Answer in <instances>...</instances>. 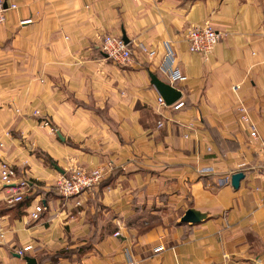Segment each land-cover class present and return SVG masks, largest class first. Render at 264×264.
<instances>
[{"label": "crops", "instance_id": "0c3cea01", "mask_svg": "<svg viewBox=\"0 0 264 264\" xmlns=\"http://www.w3.org/2000/svg\"><path fill=\"white\" fill-rule=\"evenodd\" d=\"M6 3L16 7L0 22V163L34 183L15 201L0 181V264H264V0ZM206 22L221 32L208 59L185 38ZM103 32L126 37L130 61L102 52ZM168 40L175 81L159 68ZM150 73L178 88L182 105H160ZM107 160L114 167L98 186L56 191L74 164ZM237 170V189L218 185ZM189 208L201 220L179 223Z\"/></svg>", "mask_w": 264, "mask_h": 264}, {"label": "built area", "instance_id": "2783aa9c", "mask_svg": "<svg viewBox=\"0 0 264 264\" xmlns=\"http://www.w3.org/2000/svg\"><path fill=\"white\" fill-rule=\"evenodd\" d=\"M8 7H16V4H8L6 3V0H0V22L4 21V13ZM186 30L185 38L188 50L193 53H199L204 57V59H208L213 53L216 47L215 45L221 37V32L215 29L208 22L201 24L200 26L192 25ZM163 47L165 48L159 63L160 70L165 73L166 76L172 81L180 79L182 76L178 63H176V52L172 46V43L169 40L164 41ZM141 48L142 51L148 55H152L154 52L153 49L151 50L145 46ZM100 49L107 57L111 58L118 64L126 63L132 58V49L128 46L127 42L121 35L103 32L101 35ZM238 87V84H234L233 90H236ZM157 101L163 106L173 105L175 107H179L182 105V101L180 100H177L170 105H166L163 97L160 95H158ZM235 110L238 112L239 120L248 126L247 129L249 131V135L255 139H259L257 127L252 122L249 110H247L246 106L243 103H238L235 106ZM37 112L38 111H35L34 113ZM258 148L261 158H263L262 160L264 164V141L259 139ZM113 167L114 164L111 160H107L102 165H95L91 167L74 164V166L69 169V173L67 175H59L58 178L55 179V189L63 196H75L76 194L86 190H91V188H94L100 184L104 176ZM194 170L200 175L213 172V168L211 166L205 165L204 167L197 165L194 167ZM0 181L10 186L11 195L9 198L10 200L15 201L22 200L23 193L26 192V190H28L34 183L31 178L18 175L15 165L7 162L0 163ZM230 181V173L220 174L217 178L218 185L226 184ZM42 210L43 206L41 204H36L29 214L32 218H37ZM1 217L2 216L0 215V219ZM114 234H119V231H115ZM0 235H2V231L0 232ZM32 248V244L28 243L27 245L18 249L16 252L22 256L24 252H27ZM124 264H139V261L132 257H128L126 258Z\"/></svg>", "mask_w": 264, "mask_h": 264}, {"label": "water", "instance_id": "95a60500", "mask_svg": "<svg viewBox=\"0 0 264 264\" xmlns=\"http://www.w3.org/2000/svg\"><path fill=\"white\" fill-rule=\"evenodd\" d=\"M124 40L127 41L126 37L123 36ZM150 80L152 84L155 85L157 91L160 96L163 97L166 105H170L173 102L177 101L181 97V91L176 88L171 83H167L160 78L157 77L155 73H150ZM243 172L241 170H237L231 174V181L230 184L234 189H237L239 186L241 178H243ZM201 220V215L196 210L189 208L187 209L183 215H181L178 219L179 223L185 224H194ZM24 261L26 264H36V260L32 256L24 257Z\"/></svg>", "mask_w": 264, "mask_h": 264}, {"label": "trees", "instance_id": "16d2710c", "mask_svg": "<svg viewBox=\"0 0 264 264\" xmlns=\"http://www.w3.org/2000/svg\"><path fill=\"white\" fill-rule=\"evenodd\" d=\"M25 203H21V205H24ZM61 252H63V251H61ZM58 254V253H57ZM60 254V253H59Z\"/></svg>", "mask_w": 264, "mask_h": 264}]
</instances>
